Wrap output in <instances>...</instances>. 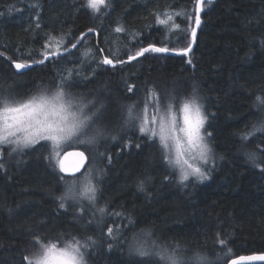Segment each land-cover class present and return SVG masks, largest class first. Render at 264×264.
<instances>
[{"label":"trees","instance_id":"16d2710c","mask_svg":"<svg viewBox=\"0 0 264 264\" xmlns=\"http://www.w3.org/2000/svg\"><path fill=\"white\" fill-rule=\"evenodd\" d=\"M83 2L0 0V52L5 54L0 56V86L26 98L45 88L53 90L60 74L69 68L79 72L70 91L85 102L105 104L100 123L106 126L107 134L95 144L77 145L76 149L87 154L84 172L93 166L94 175H100L98 206L107 205V226L127 225V217H131L133 224L124 229L129 240L133 232L150 229L153 236L147 238L149 242L159 238L161 244L199 249L213 264L264 254V171L248 162L244 154L264 149V133L249 137L246 146L241 142V134L264 118V105L258 106L256 101L258 95L264 99V0L205 2L189 57L161 58L148 53L115 68L97 64L103 58L99 49L109 58L126 59L127 53L148 44L187 46L188 39L178 42L176 37L185 36L194 27V20L190 24L186 19L194 0H109L112 6L101 9L95 18L81 7ZM37 4L39 8L33 7ZM118 25L123 32H115ZM89 27L97 29V35L89 34L66 60H49L24 75H13V60L34 63L42 58L46 42L54 47L60 38L62 47L70 48ZM89 48L92 53L86 54ZM189 58L192 64L187 63ZM129 84L134 86L133 92L127 91ZM149 89L165 101L169 94L180 100L196 90L209 117L205 129L212 133H204L213 158V166L203 167L207 179H189L183 187L175 178L165 180L166 165L156 149L143 143L146 137L140 135L138 127L124 124L122 115H126L127 106L138 104V110L143 111ZM148 112L151 116V109ZM41 144L11 155V146L0 149V163L5 165L0 169V264H26L24 257L32 252L33 234L53 241H71L73 235L83 241L93 236L97 244L88 249V264H132L138 258L129 256L119 237L108 239L105 226L102 238L100 225L89 224L101 219L99 214L93 218L95 209H89L77 223L73 216L78 212L58 207L55 197L65 186L54 178L45 159L51 145L44 150ZM141 181L145 182L143 191L138 188ZM113 212H123L124 216H113ZM218 232L227 241L223 249L216 240ZM108 244H112L111 250ZM229 249L231 253L225 255Z\"/></svg>","mask_w":264,"mask_h":264},{"label":"snow or ice","instance_id":"6c2138e0","mask_svg":"<svg viewBox=\"0 0 264 264\" xmlns=\"http://www.w3.org/2000/svg\"><path fill=\"white\" fill-rule=\"evenodd\" d=\"M212 0H207L211 4ZM109 0H84L81 4L82 8L90 10L95 18L101 9L111 7ZM205 6V0H194V7L191 14H186V19L190 22L194 20V27L190 28V33L181 37L177 34V41L182 38L188 39L187 46L170 47L168 45L156 46L148 44L141 46L135 52L127 53V58L117 57L109 58L104 55V50L99 49L100 55L103 57L97 64L116 67L117 64L124 65L138 61L139 58L145 57L146 54H159L161 58L167 56L189 57L192 51V45L197 41V29L201 27V13ZM39 8L40 6L33 5ZM79 10V9H78ZM107 14V13H106ZM39 12H37V16ZM160 23H166L164 20H159ZM169 19H172L169 17ZM39 28V23L36 24ZM98 30L89 27L86 32L80 37L75 38L76 42L70 44L69 47H62L63 38L57 40L53 47L49 42H46L40 52V57L34 63L44 64L45 61L53 60L59 62L66 60L67 56L71 55V49H76L78 44L88 38L89 33L97 32ZM124 29L119 25L115 28V32H123ZM50 39H53L50 37ZM261 47L264 48V38H261ZM92 53V49L86 50V54ZM4 54L0 52V56ZM8 59V57H5ZM95 60V55L92 56ZM192 59L187 60L188 64H192ZM11 68L16 71L13 75H24L27 69L32 67L29 62H21L13 60ZM79 75V72L74 68L66 70V74L61 73L59 81L55 83L54 89L47 88L41 90L38 94L29 97H20L19 94L13 92L11 88L0 86V146H11L9 155L12 153H20L25 149H34L37 144H41V148L48 150L49 144L51 151L45 159L48 160V167L55 173V179L62 182L64 187L60 196L55 197L59 201L58 207L65 212H78L79 215H74L73 219L77 223H81L84 214L89 209H95L93 218L97 214L100 220H90L89 224L97 223L100 225V235L105 237L104 227L109 224L104 220L107 213V205L98 206L100 185L97 182L98 176H93L91 170L84 174V180L80 181L76 173H79L85 166V161L88 157L85 155V150H75L77 145H92L104 138L107 134V128L100 123L104 116L105 104L101 101L91 100L85 102L83 97H77L70 91L74 77ZM134 86L129 84L128 92H133ZM135 94V93H134ZM258 106L264 105V99L260 95L256 97ZM138 104L127 106L126 115H122L126 126L138 127L141 136L146 137L143 143H149L159 156V159L166 165L165 180L175 178L179 186H186L185 181L190 177H196L197 180L203 181L208 178L207 170L201 166L193 165L187 159V156L193 152L196 153L201 165H207L213 162L212 149L204 135L207 130L205 123L209 119L205 113L204 105L201 98L193 89L191 95L178 100L175 94H169L167 100H162L159 94L154 89H149L147 100L143 111L138 110ZM152 110L151 116L148 115V110ZM264 133V118L258 125H254L249 132L241 134L242 146H246L244 142L249 140V137L255 133ZM212 133L207 132V136ZM113 140L116 136L111 137ZM264 140V136L261 137ZM140 147V144H137ZM69 149H73L69 151ZM245 156L247 161L253 166L261 167L264 171V149L260 151H246ZM101 156L106 153H100ZM69 157H75L76 162L72 167H68L65 161ZM111 163V156L108 157ZM5 165L0 163V169H4ZM178 171L177 176H173L174 172ZM63 173L64 175H60ZM71 175V181L65 179V176ZM145 182L141 181L138 184L139 190L143 191ZM83 201H87L84 204ZM113 216H124L123 212H113ZM128 224L119 227L107 226L106 236L108 239L124 242L127 245V251L133 259L132 264H213L206 254L199 249H188L177 243L174 246L159 243L157 239H141L151 238L153 233L150 229H142L140 234L133 232L132 238L129 240L124 231L133 224L131 217H127ZM114 224V221L111 222ZM86 227V226H85ZM217 242L221 249L227 247V241L223 238V233H217ZM119 242V241H118ZM97 244V240L93 236H86L81 241L75 235L71 241L58 238L56 241L49 240L43 235H32L31 248L32 252L24 257L26 264H88L86 255L89 248H93ZM109 250L112 249V244H108ZM231 253L229 249L228 255ZM219 258V257H218ZM240 260H261L264 261V255L240 257ZM227 264V262H226ZM230 264H237L236 259H232Z\"/></svg>","mask_w":264,"mask_h":264},{"label":"water","instance_id":"95a60500","mask_svg":"<svg viewBox=\"0 0 264 264\" xmlns=\"http://www.w3.org/2000/svg\"><path fill=\"white\" fill-rule=\"evenodd\" d=\"M212 1H215V0H212ZM205 2H207V0H205ZM201 18H202V13H201ZM202 24V23H201ZM195 26V25H194ZM200 29V28H199ZM199 29H197V34H198V31ZM91 34V33H89ZM88 34V35H89ZM94 34L95 36L97 35V32H94L92 33ZM81 36V35H80ZM79 45V44H78ZM194 46H195V43L192 45V50L194 49ZM78 47V46H77ZM74 49H71V51H73ZM192 52V51H191ZM46 62V61H45ZM32 64V67L35 66V65H39V64H36V63H31ZM119 64H117L116 66H118ZM31 67V68H32ZM107 67H111V66H107ZM14 71H16L14 68H13ZM29 69L27 70H24L25 72L28 71ZM73 149H69V151H72ZM75 150H81V149H76ZM85 155L87 156V154L85 153ZM76 162V158L75 157H69L65 163L68 167H72L73 164ZM88 165V159L85 161V166L81 169V171L79 173H76V175H79L81 174L82 172L85 171L86 167ZM259 255H264V254H252V255H244L243 257H248V256H259ZM242 257V256H240ZM240 257H236L234 259L237 260V264H258V263H264V261H261V260H240L239 258ZM232 260V259H231ZM231 260L228 261L227 264H230Z\"/></svg>","mask_w":264,"mask_h":264},{"label":"rangeland","instance_id":"374dc122","mask_svg":"<svg viewBox=\"0 0 264 264\" xmlns=\"http://www.w3.org/2000/svg\"><path fill=\"white\" fill-rule=\"evenodd\" d=\"M135 98H137V95L135 96ZM143 109H144V107H143ZM152 111V110H151ZM148 115H149V112H148ZM150 116V115H149ZM3 146H0V149L2 148ZM75 148H78V146H76ZM1 151V150H0ZM87 151H89L91 154L93 153V151L92 150H87ZM89 153V154H90ZM187 159L189 160V162L190 163H192L193 165H196V166H201L202 167V169H203V167L204 166H206V167H209V166H213V164L210 162L209 164H207V165H201L200 164V161H199V159H198V157L196 156V153L195 152H193L191 155H189V156H187ZM96 159L95 158H93V160H92V164L94 165V162H96L95 161ZM91 164V165H92ZM92 167L93 166H89L88 167V169L86 170V172L88 171V170H91V172H92V174H93V176H98V180H96V181H94V182H97L98 183V181L100 180V175L97 173V174H95L94 175V170L92 169ZM86 172H84L81 176H77V177H79V179H80V181H83L84 180V174L86 173ZM178 172V171H177ZM73 179V177L71 176L70 177V179H69V181H71ZM189 179H194V180H196V181H199V180H197V178L196 177H190ZM189 181V180H188ZM83 203L84 204H87V201H83ZM145 239H147V238H145Z\"/></svg>","mask_w":264,"mask_h":264},{"label":"bare ground","instance_id":"6f19581e","mask_svg":"<svg viewBox=\"0 0 264 264\" xmlns=\"http://www.w3.org/2000/svg\"><path fill=\"white\" fill-rule=\"evenodd\" d=\"M75 50V49H74ZM5 55V54H4Z\"/></svg>","mask_w":264,"mask_h":264}]
</instances>
